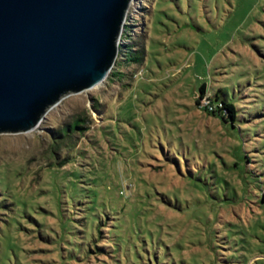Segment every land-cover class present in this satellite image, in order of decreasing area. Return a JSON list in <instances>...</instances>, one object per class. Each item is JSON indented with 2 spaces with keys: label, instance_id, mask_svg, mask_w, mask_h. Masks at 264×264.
<instances>
[{
  "label": "rangeland",
  "instance_id": "obj_1",
  "mask_svg": "<svg viewBox=\"0 0 264 264\" xmlns=\"http://www.w3.org/2000/svg\"><path fill=\"white\" fill-rule=\"evenodd\" d=\"M125 26L137 52L115 82L0 135L5 193L33 197L35 220L53 214L38 230L31 211L8 215L0 264H264V0H134ZM203 84L201 105L215 91L236 107L233 128L195 104ZM82 112L97 145L40 187L48 124Z\"/></svg>",
  "mask_w": 264,
  "mask_h": 264
},
{
  "label": "water",
  "instance_id": "obj_2",
  "mask_svg": "<svg viewBox=\"0 0 264 264\" xmlns=\"http://www.w3.org/2000/svg\"><path fill=\"white\" fill-rule=\"evenodd\" d=\"M133 1L0 0V135L105 81Z\"/></svg>",
  "mask_w": 264,
  "mask_h": 264
},
{
  "label": "trees",
  "instance_id": "obj_3",
  "mask_svg": "<svg viewBox=\"0 0 264 264\" xmlns=\"http://www.w3.org/2000/svg\"><path fill=\"white\" fill-rule=\"evenodd\" d=\"M126 32L127 26H125L123 33L126 34ZM126 47L132 46L122 45L121 43L119 44V53L116 63L107 77V79H110L113 82H115V80L117 79V75L119 74V70H116L117 64L123 62L126 58V55L137 52L136 49L129 50ZM206 91L207 89L204 84L198 88V96L195 99V104L197 106H200L208 114L218 117L221 121H223L224 124L230 125L233 128L237 115L236 107L232 103L220 98L215 91L212 93L213 96L211 98H206L207 104L205 106H202L199 101H201L205 96ZM48 125L49 126H47V134L45 135V138L48 140V147L50 153L54 155V158H52V160L44 165V171L46 174L40 181V187H42L43 184H46L45 181L51 178V176L57 169H63L66 164L74 158V151L77 150L79 143L87 140L91 145H97L100 139L98 133L100 127L96 129L93 134H89L91 131L92 120L90 116L86 115L83 112L70 115L67 121H56ZM2 174L3 173L0 171V227L2 224H7V221H5V219H7L8 215L10 216L11 214L13 215L16 213V216L21 211H23L24 213H29L28 211H31L27 215L28 221H31L32 223L31 226L36 230L47 228L45 218L53 216V214L51 213V209L42 208V211L46 215L43 217V220L33 219L32 215H38L41 211L38 210L39 208L35 207V203H37V201H35L33 197H25L22 200L19 196L6 194L5 191L7 190V187H9V185H7L2 179ZM14 177L18 178L19 181L22 180L20 173L17 171L14 173ZM92 179L95 180L94 178ZM45 204H47L46 201ZM255 204L261 205V211L263 212L264 193L260 195ZM98 237L100 240L104 239V232L101 231ZM22 250L23 252H27V250ZM98 251H105V248H99ZM24 257L25 259H27V263L31 261L28 256ZM169 257H171V252H165L164 254H162L161 258H158L156 255H154V258L158 264H165L166 261H168Z\"/></svg>",
  "mask_w": 264,
  "mask_h": 264
},
{
  "label": "built area",
  "instance_id": "obj_4",
  "mask_svg": "<svg viewBox=\"0 0 264 264\" xmlns=\"http://www.w3.org/2000/svg\"><path fill=\"white\" fill-rule=\"evenodd\" d=\"M119 44H120V43H119ZM206 104H207V102H205L204 105H202V106H205Z\"/></svg>",
  "mask_w": 264,
  "mask_h": 264
}]
</instances>
